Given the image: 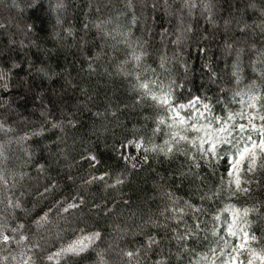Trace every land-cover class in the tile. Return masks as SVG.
<instances>
[{"label":"clouds","instance_id":"9594fccd","mask_svg":"<svg viewBox=\"0 0 264 264\" xmlns=\"http://www.w3.org/2000/svg\"><path fill=\"white\" fill-rule=\"evenodd\" d=\"M0 264H264V0H0Z\"/></svg>","mask_w":264,"mask_h":264},{"label":"trees","instance_id":"16d2710c","mask_svg":"<svg viewBox=\"0 0 264 264\" xmlns=\"http://www.w3.org/2000/svg\"><path fill=\"white\" fill-rule=\"evenodd\" d=\"M200 53L198 51H193V56L194 57H199Z\"/></svg>","mask_w":264,"mask_h":264}]
</instances>
